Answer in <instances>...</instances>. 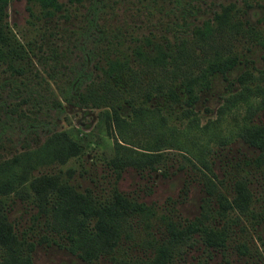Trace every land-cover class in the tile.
Returning <instances> with one entry per match:
<instances>
[{"label": "trees", "instance_id": "1", "mask_svg": "<svg viewBox=\"0 0 264 264\" xmlns=\"http://www.w3.org/2000/svg\"><path fill=\"white\" fill-rule=\"evenodd\" d=\"M137 1L152 5L140 17L138 27L143 26L142 32L129 30L126 24L112 28L107 21V0H26L29 17L27 32H22L9 21L10 0H0V108H10L11 114L21 104L37 101L40 108L45 103L57 114L66 110L65 103L98 108L119 134L115 142L119 155L111 159L114 164H108L113 165L116 173L132 165L153 168L163 148L183 151L179 153L197 169L198 162L204 163L197 157V102L211 90L214 78L228 79L229 72L240 62L238 44L246 37H254L264 47L257 39L264 29V0H241V4L230 1L202 15H197V0ZM73 18H78L80 25L72 31L77 34L72 44L66 45V37L69 42L71 34L66 33L64 26ZM60 44L66 49H61ZM73 51L76 58L69 62ZM59 64L65 67L61 85L56 83L62 78L57 72ZM249 75L243 71L235 77L240 87L236 91L235 87L229 89L218 111L224 114L232 108H245L230 135L236 134L264 152V144L253 136L264 131V123L251 119L252 112L264 109V85H250ZM50 78L57 85L53 86ZM25 112L20 109L17 114L26 115ZM42 118L35 115V129H26L24 140L31 138L33 132L38 133L39 128L48 129L52 119ZM172 120L185 126L178 127ZM140 133L147 140L138 145L133 136ZM221 137L224 141L228 136ZM79 139L78 130H51L39 144L25 143L23 150L0 161L2 253H27L24 260L33 264L29 253L38 240H27L13 230L7 208L2 204V196L10 193L35 203L38 211L34 219L48 215L43 220L46 230L64 237L67 249L82 260L95 263L107 257L112 264H172V253L179 240L195 233L206 249H224L228 228L204 222L209 216L204 213L205 206L214 209L212 203L217 204L216 215L222 218L228 216L229 209L247 216L250 212L247 210L251 191L247 183L236 179L229 197L219 187L217 173L208 167L207 172L203 171L206 193L202 216L177 224L165 218L170 235L167 242L151 244V255L132 263L117 258L115 247L131 234L127 230L131 226L128 220L144 217L142 221L149 225L151 217L156 218L152 205L115 187L103 201H95L91 192L79 190L58 172L30 173L37 165L63 163L79 154L83 149ZM44 239L48 241L47 237Z\"/></svg>", "mask_w": 264, "mask_h": 264}, {"label": "rangeland", "instance_id": "2", "mask_svg": "<svg viewBox=\"0 0 264 264\" xmlns=\"http://www.w3.org/2000/svg\"><path fill=\"white\" fill-rule=\"evenodd\" d=\"M135 1L136 3L133 0H107V21L112 28L126 24L129 30L135 29L141 32L144 30L143 26L138 27L141 22L140 17L152 5L144 6ZM230 1L241 4V0H197V15L211 13L219 8L220 4ZM25 6L26 0H10L8 7L10 23L22 32H27L29 17ZM79 23L78 18H73L65 24L66 33L71 34L69 42L66 37V45L72 44L73 38L77 35L72 34V31L76 30ZM261 30L257 39L264 43V29ZM249 37L252 39L251 36ZM246 38L238 44L240 62L229 72L228 79L224 80L222 76L214 78L211 90L203 93L197 102V157H201L204 161L197 163V169L191 165L190 160L179 153L183 151L163 148V153L159 161L154 163L153 168L148 165L126 166L118 174L114 171L113 165L108 164H114L111 159L119 155L115 143L119 140V134L113 124L111 122L109 124L106 114L98 108L74 107L67 103H65L66 110L57 114L53 109L46 108L45 103L40 108L38 101L36 104H21V108H14L16 112L11 114L10 108L6 106L0 108V161L23 150L25 143L29 146L39 144L51 130H78L79 140L83 145L79 154L69 157L63 163L37 165L31 168L30 173L58 172L63 179L79 190L91 192L95 201H103L104 196L115 187L139 201L152 205L156 218L146 219V221L150 220L149 225L142 221L144 217L130 218L128 221L131 226H127L130 236L123 237L115 247L114 255L128 260L129 263L151 255V244L167 242L170 235L167 226L164 225L165 218L172 219L177 224L186 223L185 219H194L201 215V206L202 204L205 206L203 197L206 193L202 182L203 171L207 172L208 167L217 173L221 180L218 183L219 187L225 190L229 197L232 195L234 181L240 178L247 183L251 191L248 216L229 209L228 216L222 218L216 215L217 204L212 203L214 206L211 207L214 209L205 206L204 213L207 212L209 216L204 222L214 227L228 228L226 247L206 249L195 233L179 240L178 245L174 247L171 262L172 264H264V215L261 216L264 214V152L249 145L236 134L230 135L236 121L240 122L244 116L245 108H232L224 114L218 111L223 96L229 93V89L232 87H235V91L239 89L235 77L241 72L250 73L248 76L250 85H264V54L262 53L264 47L256 42L254 37L252 41ZM60 45L61 49H66L65 46ZM76 55V52H70L69 62L73 61ZM64 70L65 67L59 64L57 72L62 78L56 81L58 85L63 82ZM50 79L53 86L57 85L53 82V78ZM230 81L233 82L232 85ZM43 93L47 92L44 90ZM8 101L7 99L6 102ZM20 109L26 111V115H18ZM35 115L40 119L48 117L52 120H49L48 129L39 128L38 133L35 131L33 135L31 134V138L24 140L26 135L24 131L35 129V122H32L35 121ZM163 115L167 119V116ZM251 117L254 123H264V109L255 110ZM176 120L172 121H175L178 127L185 126ZM28 123H30L29 128ZM220 135L228 137L226 139L223 137V141ZM253 136L256 141L264 144V131ZM133 138L140 143L138 145L144 144L147 140L143 133ZM135 148L146 151L137 146ZM4 199L5 203L2 204L7 208L13 230L27 240L38 239L32 253H29L33 264H112L107 257L99 258L97 263L86 262L67 249L64 237L46 230L43 220L48 215L41 214L34 219L33 215L38 211L35 203L22 200L11 193L2 196V200ZM46 237L48 241L44 239ZM238 248L243 251L240 252ZM26 256L27 253L8 254L0 251V264H27L24 260Z\"/></svg>", "mask_w": 264, "mask_h": 264}]
</instances>
